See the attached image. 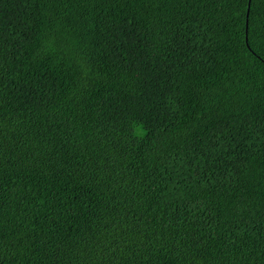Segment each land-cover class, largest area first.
Wrapping results in <instances>:
<instances>
[{
    "label": "trees",
    "instance_id": "trees-1",
    "mask_svg": "<svg viewBox=\"0 0 264 264\" xmlns=\"http://www.w3.org/2000/svg\"><path fill=\"white\" fill-rule=\"evenodd\" d=\"M196 257L264 264V0H0V264Z\"/></svg>",
    "mask_w": 264,
    "mask_h": 264
},
{
    "label": "clouds",
    "instance_id": "clouds-1",
    "mask_svg": "<svg viewBox=\"0 0 264 264\" xmlns=\"http://www.w3.org/2000/svg\"><path fill=\"white\" fill-rule=\"evenodd\" d=\"M243 195L244 194H237L239 199L242 198ZM254 221H256V220H254ZM196 258H197L196 259V263H198V264H208V262H207V260L205 258H200V257H196ZM223 258H224L225 261H228V259H229V254L227 252H225V251L223 253Z\"/></svg>",
    "mask_w": 264,
    "mask_h": 264
},
{
    "label": "water",
    "instance_id": "water-1",
    "mask_svg": "<svg viewBox=\"0 0 264 264\" xmlns=\"http://www.w3.org/2000/svg\"><path fill=\"white\" fill-rule=\"evenodd\" d=\"M247 15H248V13H247ZM248 17V16H247ZM246 26H247V19H246Z\"/></svg>",
    "mask_w": 264,
    "mask_h": 264
}]
</instances>
